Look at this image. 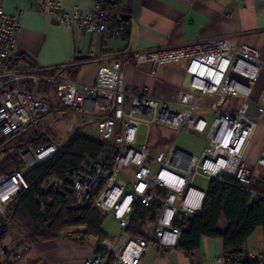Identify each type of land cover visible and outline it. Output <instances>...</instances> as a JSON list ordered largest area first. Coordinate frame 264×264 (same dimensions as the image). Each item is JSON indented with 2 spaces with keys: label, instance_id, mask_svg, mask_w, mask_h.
<instances>
[{
  "label": "built area",
  "instance_id": "2783aa9c",
  "mask_svg": "<svg viewBox=\"0 0 264 264\" xmlns=\"http://www.w3.org/2000/svg\"><path fill=\"white\" fill-rule=\"evenodd\" d=\"M106 2L93 0L91 12H83L78 8L66 9L59 0H45L41 9L66 27L103 38L124 37L127 30L122 19L106 12ZM20 13V9L6 12L0 3V144L28 127L38 126L50 112L64 107L97 116L99 137L108 144L96 156L67 170L64 176L48 177L40 187L44 193L53 190L62 196L72 194L73 201L65 206L95 208L109 214L120 227L114 239L96 242V248L83 264H104L110 254V264H139L149 239L131 235L126 228L138 205L149 207L155 200L160 202V208L152 218L142 219L144 228L152 231L158 245L175 247L182 231L173 225L174 216L200 214L202 210L205 193L192 186L197 175L218 181L235 178L245 188L251 186L253 166L242 159V154L257 120L264 119V87L255 100V113H250L249 102L263 67L258 50L237 45L227 37H215L133 52L139 62L151 63L153 73L159 63L181 62L175 80L177 95L161 98L146 89L135 92L128 88L121 63L116 59L101 63L90 85L42 77L35 67L20 65L13 53ZM41 80L52 85V90L47 91L51 99L38 96ZM206 96L209 101L202 104ZM227 97L234 101L224 108ZM238 97L243 99L234 109ZM142 125H156L175 134L193 132L205 136L206 143L197 155L173 144L152 151L145 141L138 143ZM50 138L52 141L44 145L21 147L17 152L20 167L0 174V226L5 237L0 243V264L18 259L34 246L14 224L9 210L28 188L25 171L41 166L57 154L59 143ZM256 165L264 167V145ZM36 202L39 203L38 197ZM41 210L44 212V208ZM63 232L64 236H71L68 228ZM244 257L239 255L237 261ZM214 262L231 264L225 255L216 257Z\"/></svg>",
  "mask_w": 264,
  "mask_h": 264
},
{
  "label": "crops",
  "instance_id": "0c3cea01",
  "mask_svg": "<svg viewBox=\"0 0 264 264\" xmlns=\"http://www.w3.org/2000/svg\"><path fill=\"white\" fill-rule=\"evenodd\" d=\"M44 1L0 0L6 12L20 9V29L16 34L13 53L20 65L35 67L38 75L90 85L95 80L98 66L116 59L121 63L128 88L135 92L146 89L151 95L169 98L177 95L175 80L181 62L159 63L153 73L150 71V62H139L132 53L227 37L237 45L245 44L255 48L263 61L249 101L250 113H255V100L264 87V0H107V13L120 9L121 13L127 14L125 20L119 15L127 31L124 37L118 38H103L99 34L66 27L56 17L42 11ZM59 1L66 9L78 8L83 12H91L93 9V0ZM162 65L167 66L163 70L166 74L163 78L159 77ZM48 90H52V85L41 80L37 89L38 96L48 99ZM242 99L238 97L235 100L234 109H237ZM208 101L209 97L206 96L201 102L206 104ZM233 101V97L225 98L224 108L229 107ZM198 137H203L206 143L205 136ZM166 144L176 146L174 143L162 145ZM263 145L264 119H259L242 154V159L253 166V182L264 180V167L256 165V158ZM195 188L204 193L207 190V186L205 190ZM254 197L255 194L251 201ZM229 224L226 217L221 215L217 221V230L223 233ZM148 233H151L149 243L139 264H218L214 262L215 258L225 255L221 237H202L199 248L189 257L175 247L158 245L152 231L148 230ZM118 234H108L106 239L112 240ZM75 236L77 241L60 236L35 243L20 258L10 263L83 264L86 256L93 253L98 240L90 237L81 244L78 242L80 237ZM246 251L250 259H264V234L261 226L247 238Z\"/></svg>",
  "mask_w": 264,
  "mask_h": 264
},
{
  "label": "trees",
  "instance_id": "16d2710c",
  "mask_svg": "<svg viewBox=\"0 0 264 264\" xmlns=\"http://www.w3.org/2000/svg\"><path fill=\"white\" fill-rule=\"evenodd\" d=\"M120 13V9L108 12L115 18ZM48 99H51L49 95ZM7 141L8 147H4L6 141L0 144L3 152L0 158V174L20 167L21 161L17 152L21 147L28 144L37 147L52 140L46 130L40 129L29 135H17ZM107 147L108 144L100 137L90 138L74 132L59 145L57 154L51 160L25 171L28 188L19 195L9 214L17 228L23 231L32 243L60 236L77 241L75 235H78V242L83 244L90 237L99 240L108 236L101 229L105 214L95 208H68L65 205L73 201L72 194L62 196L53 190L44 193L40 189L48 177L64 176L67 170L77 168L82 160L96 156ZM161 193H164L163 190ZM253 194L255 197L251 201ZM37 197L39 203L36 202ZM41 208H44V212ZM158 208V200L153 201L149 207L138 205L126 232L150 239L151 233L144 228L142 219L145 216L152 218ZM221 215L230 223L223 233L217 230V221ZM173 225L182 231L175 248L189 257L199 248L202 237H221L225 256L231 264H264V259H250L246 251L247 238L258 226L262 227L264 234V180H257L249 188H245L235 178H225L223 181L211 178L208 180L201 213H177ZM65 228L70 230L72 236H64ZM242 254L245 255L244 259L237 261V257ZM112 260L113 256L110 254L104 264H110Z\"/></svg>",
  "mask_w": 264,
  "mask_h": 264
},
{
  "label": "rangeland",
  "instance_id": "374dc122",
  "mask_svg": "<svg viewBox=\"0 0 264 264\" xmlns=\"http://www.w3.org/2000/svg\"><path fill=\"white\" fill-rule=\"evenodd\" d=\"M179 62H174L177 64ZM162 71L159 74V77L163 78L166 74L164 69H167L166 65L161 66ZM46 115L40 122L38 126L28 127L20 134L29 135L34 130L44 129L50 136L55 138L61 145L72 133L79 132L86 135L90 138H98L99 133L97 130V116L84 114L74 108L65 107V108H56ZM18 134V135H20ZM146 142L147 146L152 150H156L160 145L165 143H174L176 146L181 148L188 153L199 154L201 148L205 144L203 137H198L192 133H180L175 134L167 129L162 127L151 125L149 128L142 125L138 130V143ZM9 146V141L4 143V147ZM3 147V146H2ZM3 156V152L0 148V158ZM130 170H124V173L129 172ZM128 179H132L131 176ZM208 179L202 175H197L192 182L194 187L201 189H206ZM102 230L109 234V236L116 235L120 232V227L111 219L110 215H106L104 218L103 224L101 226ZM5 239L3 231L0 226V243ZM101 240V239H99ZM98 240V241H99ZM97 241V242H98ZM31 249V248H30Z\"/></svg>",
  "mask_w": 264,
  "mask_h": 264
},
{
  "label": "water",
  "instance_id": "95a60500",
  "mask_svg": "<svg viewBox=\"0 0 264 264\" xmlns=\"http://www.w3.org/2000/svg\"><path fill=\"white\" fill-rule=\"evenodd\" d=\"M120 17L125 20V17H127V14L121 13Z\"/></svg>",
  "mask_w": 264,
  "mask_h": 264
},
{
  "label": "flooded vegetation",
  "instance_id": "af4514ba",
  "mask_svg": "<svg viewBox=\"0 0 264 264\" xmlns=\"http://www.w3.org/2000/svg\"><path fill=\"white\" fill-rule=\"evenodd\" d=\"M20 258V257H19ZM17 260V259H16ZM10 263V262H9Z\"/></svg>",
  "mask_w": 264,
  "mask_h": 264
}]
</instances>
